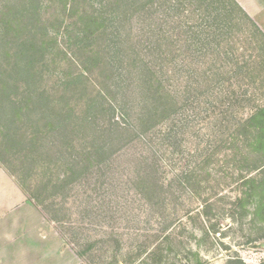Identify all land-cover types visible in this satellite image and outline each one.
<instances>
[{
    "label": "rangeland",
    "instance_id": "rangeland-1",
    "mask_svg": "<svg viewBox=\"0 0 264 264\" xmlns=\"http://www.w3.org/2000/svg\"><path fill=\"white\" fill-rule=\"evenodd\" d=\"M110 1L0 0V24L9 7L14 15L28 13L20 21L27 25L23 33H7L6 40L0 35V164L42 216L32 228L21 221L0 240V264H228L234 257L244 264L264 262V210L256 216L253 207L264 189L253 188L252 197H244L250 188L246 176L264 185V116L250 120L264 107V47L238 29L228 43L220 35L218 44L206 45L200 34L202 40L194 42L196 30L207 26L194 18L192 0H129L139 9L127 12ZM90 13L102 18V26L88 25ZM106 32L112 33L109 39ZM124 40L126 54L133 52L142 62L131 65L127 77L118 59L125 52L119 50L111 58V78L103 84L106 50L93 59L89 50L106 42L113 49ZM20 54L26 71H19ZM140 65L176 103L166 117L151 106L158 117L138 144L141 153L160 160L161 180L182 175V187L175 184L174 195L168 189L164 202L155 206L135 189L133 153L120 157L121 144L132 135L120 139L102 130L123 108L136 127L142 94L133 74ZM32 91L42 93L46 102L70 106L71 116H82L94 99L97 109L88 114L96 132H71L59 145V164L47 169L40 159L28 174V149L4 143L14 129L31 135L42 127L50 135L47 120L37 121L44 102L33 104ZM171 98L160 101L171 105ZM107 107L108 113L103 111ZM257 126L260 138L253 144ZM107 142L112 145L108 168L94 160L68 187L44 190L49 180L69 172L71 151L86 152L94 143Z\"/></svg>",
    "mask_w": 264,
    "mask_h": 264
},
{
    "label": "trees",
    "instance_id": "trees-1",
    "mask_svg": "<svg viewBox=\"0 0 264 264\" xmlns=\"http://www.w3.org/2000/svg\"><path fill=\"white\" fill-rule=\"evenodd\" d=\"M143 1V0H142ZM145 1V0H144ZM151 1V0H147ZM154 1V0H152ZM110 5H114L115 9L122 12H127L130 9L133 11H136L139 8H135L134 6H130L129 0H112L110 1ZM192 5L194 10V18H197L200 21H203L205 25L207 26L206 30H196L197 34L193 36L194 42H200L202 38L200 35L203 36L202 42L206 45H212L214 40L216 43L218 42V37L221 35L224 38V41L228 43L227 39H229V34L234 29L243 30L248 38L254 39L256 42H258L262 47H264V33L260 30V28L256 25V23L248 16V14L239 6V4L235 0H192ZM14 7H9L7 10L9 12L2 13L1 16H3V21L0 24V35H3V38L7 37V33L14 34V35H20L23 33L26 29L27 25L21 24L20 21L26 20L28 13L26 15L23 13L13 14ZM13 15V16H11ZM86 16V15H85ZM88 25H99L102 26V23L99 22L102 20L101 17H98L94 13H90L86 16ZM99 23V24H98ZM119 24H123V21L120 20ZM105 30L103 29V34ZM200 34V35H199ZM6 35V36H4ZM107 38L109 39L112 36V33L109 34L106 32ZM125 40L127 42V35L124 34ZM93 37V36H92ZM94 37H99L97 34L94 35ZM201 38V39H200ZM105 39V40H106ZM6 40V38H5ZM5 40H1L4 41ZM120 44V46L111 49L110 43L106 42L105 47L94 49L91 48L89 50V57H93L98 54L100 51L104 52L106 50V56H104V80H102L103 84H107V79L111 78V72L113 70L112 67V56L116 54L119 50H123L125 54L118 55L119 62L121 64L126 65V75L129 77V75L132 74L131 71V65L134 66V63L136 61L142 62L137 56L128 53L126 54L127 46L124 43ZM107 41V40H106ZM25 44V43H24ZM218 44V43H217ZM264 49V48H263ZM23 50V49H22ZM24 54H20L21 61L18 62V66H20V72L22 70L26 71L28 68L25 66L24 60L21 56ZM226 59H228V56H224ZM241 58H244V55H241ZM91 59V60H92ZM240 59L237 58L236 62L238 64V61ZM244 62V61H242ZM86 65L87 62L85 60ZM137 70L134 72V77L137 80V85L141 88V94H142V100H141V112L138 114L135 122V126H133L129 122V113L126 108L122 109L120 117L118 119L111 118V121H109L108 125H106L102 130L103 132L108 133L110 137H112V134L115 132L119 134L120 139H124L126 136L132 135L131 141L127 140L123 144H121V151H120V157L122 155H125L129 152L133 153V159L134 163L132 164L134 167V174L135 177L132 179L133 183L135 184V189L137 190L138 194H140L144 199H146L147 202L150 203L151 206L158 205L159 203L164 202L165 200V193L169 189L172 195V188L175 186L182 187V175H176L173 177V179L170 182H165L161 180L160 176V169L162 167L160 160L157 159L154 155H148L147 152L141 153L139 149V145L141 144V137L142 134H147L149 129L154 125L155 119L158 117L157 112L151 111V106L160 112L161 117L170 116L171 112L175 110L176 103L172 100L170 93L165 90L161 91L163 89L161 82L158 79L153 80L152 76L153 74L149 70V68L146 65H140L135 67ZM241 70V68H238ZM241 72V71H240ZM239 72V73H240ZM69 84V82H68ZM5 88V87H2ZM164 90V89H163ZM31 100L33 104H39L41 105L42 102H44V106L40 109H42L40 113V117H38L37 121L40 119L47 120V124H50L49 134L45 135L44 129L41 127V130L35 129L36 131L32 132L31 135H28L25 131L19 132L18 134L15 133V129L10 132L7 136V140L4 143V146L6 147H13L16 145H23V147L28 149V156L27 159H25V166L24 169H27L28 174L30 172L29 169L32 168V165L38 163L40 159L43 160V165L48 169L51 167V164L57 165L60 163V160L63 157V151L59 148V145H64L65 142L68 140V135L70 137L71 132L76 131L79 133V131L83 132V130L92 129L94 132H96L95 124L89 116L88 113L91 111H95L97 108L95 106L97 105V102H95L94 99L90 100L86 106V111L82 116H71V112L73 109L68 106L66 109L63 108V106H58L59 102H46L43 100L44 95L42 93H36L31 92ZM164 96L167 99L172 100L170 102L171 105H167L165 102L163 103L160 101L161 99H164ZM163 103V104H162ZM61 105V104H59ZM156 106V107H155ZM52 108L53 113H49V109ZM57 109L58 111H55L54 109ZM22 107L20 106L15 113L20 116ZM26 108H24L25 110ZM45 109V111L43 110ZM27 110V109H26ZM108 110L111 111L107 107L103 108V111H106L108 113ZM24 112V111H23ZM156 114V115H155ZM264 116V107L258 108L250 117V120H254L257 118H260ZM49 121L48 120H51ZM55 121V124L53 123ZM139 132H138V130ZM254 138H253V144H256L257 141L260 138L261 128L257 126L254 130ZM137 132V133H136ZM6 135V134H5ZM171 135V132L169 133V137ZM50 139V140H48ZM170 143H174V141H170ZM252 144V145H253ZM97 143H94L93 148L89 147L90 149L86 150V152H75L73 153L71 151L69 156V168L66 174H63L61 177H57L55 182L49 180V184H45L44 190L48 189V186L50 185V190L57 191L58 189H64L68 187L74 180L80 177V179L87 173L89 167H91L92 162L95 161H104L103 169L108 168V160H106L111 155V147L109 142L107 144H102L97 146ZM72 150H76L73 146H71ZM139 152H137V151ZM62 153L61 157L60 154ZM136 153H138L136 155ZM112 156V155H111ZM1 159V155H0ZM113 163H110V167H112ZM46 170V169H45ZM104 172H102L103 174ZM27 175V174H25ZM25 177V176H24ZM245 184H250V188L247 190H244V197L250 198L252 197V193L250 192L253 188H261L264 189V185L261 184L257 179L252 178L250 176H246L244 178ZM250 190V191H249ZM257 195V194H256ZM174 199V198H172ZM239 202L244 200L243 198H237ZM252 200V199H251ZM253 207L255 215H259L260 212L264 210V197L257 195L253 200ZM48 206L44 207L47 208ZM262 222H264V217L260 218ZM166 240H170V236H165ZM171 242V241H170ZM196 264H200V262L197 261ZM228 264H244L241 259L238 257H234L230 259ZM264 264V262L260 263Z\"/></svg>",
    "mask_w": 264,
    "mask_h": 264
},
{
    "label": "crops",
    "instance_id": "crops-1",
    "mask_svg": "<svg viewBox=\"0 0 264 264\" xmlns=\"http://www.w3.org/2000/svg\"><path fill=\"white\" fill-rule=\"evenodd\" d=\"M264 33V0H235ZM42 216L28 202L16 182L0 164V240L23 221L26 227L41 222ZM39 222V223H40Z\"/></svg>",
    "mask_w": 264,
    "mask_h": 264
}]
</instances>
